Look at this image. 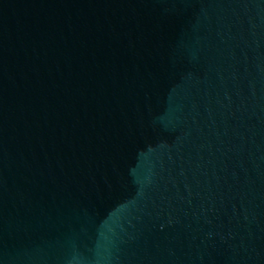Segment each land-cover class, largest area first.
Listing matches in <instances>:
<instances>
[{"label": "water", "instance_id": "1", "mask_svg": "<svg viewBox=\"0 0 264 264\" xmlns=\"http://www.w3.org/2000/svg\"><path fill=\"white\" fill-rule=\"evenodd\" d=\"M0 264H264V0H0Z\"/></svg>", "mask_w": 264, "mask_h": 264}]
</instances>
